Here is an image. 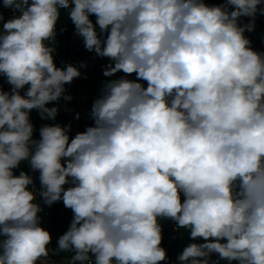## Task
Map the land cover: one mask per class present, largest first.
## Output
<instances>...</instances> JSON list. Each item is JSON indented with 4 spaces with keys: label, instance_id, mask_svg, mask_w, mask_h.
<instances>
[{
    "label": "clouds",
    "instance_id": "9594fccd",
    "mask_svg": "<svg viewBox=\"0 0 264 264\" xmlns=\"http://www.w3.org/2000/svg\"><path fill=\"white\" fill-rule=\"evenodd\" d=\"M0 8L19 13L0 11V77L11 86L0 84V264H264V51L246 35L264 0ZM62 15L109 61L104 77L123 75L103 82L91 126L71 136V122L44 124L34 139L31 111L55 121L88 66H57ZM58 202L72 219L53 249L40 213ZM162 221L191 241L175 261ZM61 252L72 255L51 259Z\"/></svg>",
    "mask_w": 264,
    "mask_h": 264
},
{
    "label": "crops",
    "instance_id": "0c3cea01",
    "mask_svg": "<svg viewBox=\"0 0 264 264\" xmlns=\"http://www.w3.org/2000/svg\"><path fill=\"white\" fill-rule=\"evenodd\" d=\"M206 3H221L222 0H205ZM0 5H2V0H0ZM0 11L3 12L5 21L13 16L11 14L10 9L7 8H0ZM19 15V14H17ZM64 16V15H62ZM262 16H258L256 20V28L255 31L252 33H246L249 38L252 40L253 48L258 51H264V22L262 21ZM93 21L95 17H92ZM2 23H0V28H2ZM98 28V26H97ZM56 49L57 52L55 54V62L57 66H63L66 63H72L76 66H79L81 61L87 63V68L81 69L82 76L81 78L75 79L70 85H66L67 94L72 96L71 101H64L61 99L59 101L60 111L55 121L50 120H42L39 116L37 110H32L30 113L31 122L34 124L36 131L34 133V139H39V128L44 124L50 123H60L62 125L67 124V119L72 114H74V109H77L79 103L86 102L90 96H98L101 87L103 86V82L107 79H114L118 76L123 75V73H117L116 76L108 78L104 77L102 74L103 66L109 63V61L104 58L101 59L96 57L93 53L88 52L84 46L82 40L74 35V25L67 35V37L62 41L56 40ZM86 75L87 78H84ZM0 84H3L4 90L9 87L6 83L5 78L0 77ZM23 92V90H22ZM56 106L55 102L48 105ZM21 169L26 172H29L30 175H33L36 178V185L39 186L38 180V172L33 173L30 168L28 167L27 163L24 162L21 164ZM20 169L16 170L18 174ZM59 203V202H58ZM57 203H54L52 206H43V211L40 213L42 218L41 226L44 227L46 230H49L52 235V243L51 248L57 247V239L60 235H62L67 228L69 227L70 221L72 219V212L70 209H66L63 206V203L60 202L61 205V214L59 220L55 221L52 220L54 208ZM183 232V239L179 238V250L182 251L183 247L187 245V243L191 242L187 238V230H182ZM165 239V238H164ZM163 239L162 246L167 249L165 246V240ZM71 253H63L61 252L59 256H53L55 260L58 262L64 258H70ZM216 257L214 256L213 259ZM164 262H161L163 264ZM221 264V263H220Z\"/></svg>",
    "mask_w": 264,
    "mask_h": 264
},
{
    "label": "trees",
    "instance_id": "16d2710c",
    "mask_svg": "<svg viewBox=\"0 0 264 264\" xmlns=\"http://www.w3.org/2000/svg\"><path fill=\"white\" fill-rule=\"evenodd\" d=\"M58 32H57V37L56 40L57 41H62L64 40L67 35L69 34V32L71 31L73 24L71 23V21L69 19H67L66 16H62L60 22L58 23ZM60 28H65V31L60 32L59 29ZM67 187V185L65 186ZM61 214V205L60 202L57 203V205L54 208V212H53V216H52V220H59ZM162 224L164 225V240H165V246H167L170 241L173 239L172 237L175 236L176 238V246L173 250V252L168 255L170 257V261H175L176 258V254L179 250V238H178V233H174L173 232V222L171 221H162ZM164 264V263H163Z\"/></svg>",
    "mask_w": 264,
    "mask_h": 264
},
{
    "label": "built area",
    "instance_id": "2783aa9c",
    "mask_svg": "<svg viewBox=\"0 0 264 264\" xmlns=\"http://www.w3.org/2000/svg\"><path fill=\"white\" fill-rule=\"evenodd\" d=\"M10 12L11 14L13 15H17L19 13H13V11L10 9ZM262 21L264 22V16H262ZM244 22H247L246 19ZM129 79H135V74L131 75L128 77ZM145 86H146V82H145ZM10 85L7 89H5V91H8L10 90ZM98 96H90L86 102H83V103H79L78 107H77V112L80 113V119L79 120H76L75 119V112L74 114H72L70 117H68L67 119V124L69 122H71L72 124V130H71V133L70 135L71 136H74L76 132L78 131H83L85 129L86 126H91L93 121L90 119L89 117V113H90V110H91V105L93 103V101L97 98ZM51 246V245H50ZM181 251H178L177 254H176V257L177 255L180 253ZM51 259L54 260V261H57L54 259L53 256H51ZM176 260V258H175ZM58 262V261H57ZM221 264H227V261H221L220 262ZM233 264H236V262H233Z\"/></svg>",
    "mask_w": 264,
    "mask_h": 264
},
{
    "label": "water",
    "instance_id": "95a60500",
    "mask_svg": "<svg viewBox=\"0 0 264 264\" xmlns=\"http://www.w3.org/2000/svg\"><path fill=\"white\" fill-rule=\"evenodd\" d=\"M75 111L77 112V109H74V112ZM176 243H177L176 239H172L170 241V243L168 244L167 249H166L168 255H170L173 252V250H174V248L176 246Z\"/></svg>",
    "mask_w": 264,
    "mask_h": 264
}]
</instances>
